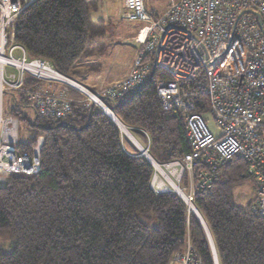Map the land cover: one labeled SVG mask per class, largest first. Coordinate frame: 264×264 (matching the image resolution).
Instances as JSON below:
<instances>
[{"label": "trees", "instance_id": "1", "mask_svg": "<svg viewBox=\"0 0 264 264\" xmlns=\"http://www.w3.org/2000/svg\"><path fill=\"white\" fill-rule=\"evenodd\" d=\"M96 6V0H36L17 20L16 41L71 77L106 33L102 25L92 27L89 10ZM167 78L155 69L138 89L104 99L123 124L147 133L159 161L190 151L182 110L166 109L156 92ZM206 88L204 72L188 85L187 97L202 115L209 107ZM64 89L74 102L63 118H31L23 111L25 92L6 93V111L31 133L19 148L30 150L39 135L44 144L39 172L14 174L0 187V264H173L188 239L203 264H215L206 226L219 264H264V214L251 209L257 182L246 160L222 166L214 190L197 193L205 226L176 192L153 190V165L134 145L125 146L112 117L78 90ZM248 180L254 193L243 207L234 190Z\"/></svg>", "mask_w": 264, "mask_h": 264}, {"label": "built area", "instance_id": "2", "mask_svg": "<svg viewBox=\"0 0 264 264\" xmlns=\"http://www.w3.org/2000/svg\"><path fill=\"white\" fill-rule=\"evenodd\" d=\"M35 1L0 0V187L14 174L39 172L44 144V136L39 135L30 150L19 148L20 122L6 111V93L25 92L35 114L63 118L74 102L64 86L89 99L82 88L93 92L58 71L48 59L30 56L16 41L17 20ZM123 2L121 19L143 23L135 37L138 50L125 78L93 93L101 101L122 98L159 69L168 78L158 81L157 95L166 109L182 110L190 140V151L181 159L153 161L157 170L153 190L176 192L188 211L195 213L197 193L212 192L219 169L243 158L257 182L251 209L264 214V0H168L157 17L148 11L146 0ZM200 72L206 75L207 113L213 116L218 133L187 97L188 85ZM27 79L45 85L27 87ZM141 132L150 145L147 133ZM206 233L214 253L207 226ZM173 264H203L190 239Z\"/></svg>", "mask_w": 264, "mask_h": 264}, {"label": "crops", "instance_id": "3", "mask_svg": "<svg viewBox=\"0 0 264 264\" xmlns=\"http://www.w3.org/2000/svg\"><path fill=\"white\" fill-rule=\"evenodd\" d=\"M123 9L124 2L123 0H119L118 10H115L113 15L110 14V16H108L107 12H105L109 25L112 24L111 18H115L116 24L113 22L115 27H110V31H108L107 28H105V24L102 25L106 33L99 36L98 40H95L91 48V55L85 58L83 63L73 71V75L76 77L87 78L88 76H92L91 80L96 82L94 85L96 91L125 78L138 50V44L134 39L141 26L139 27L138 24H136L137 22H129L121 19ZM147 9L148 11L155 12L148 6ZM113 28H115V32ZM129 40H131L132 43H130ZM123 48L127 49L126 53H123ZM121 56L124 58H119ZM113 66L116 68L115 73L110 72ZM143 135L146 137L144 133ZM128 141L130 146L133 145L130 140Z\"/></svg>", "mask_w": 264, "mask_h": 264}, {"label": "rangeland", "instance_id": "4", "mask_svg": "<svg viewBox=\"0 0 264 264\" xmlns=\"http://www.w3.org/2000/svg\"><path fill=\"white\" fill-rule=\"evenodd\" d=\"M96 2H97L96 8L92 7L89 10L90 19L93 22L92 27L93 28H97V27H99V25L101 26V25L105 24V28H107V30L110 31V27H112V26L115 27L114 23L116 24V21H115V18L112 17L111 18L112 24L109 25V23L107 21V16L105 15V12H107L108 16H110V14L113 15V13H115V10H118L119 0H96ZM146 3H147V6L150 9L154 10L157 13V15H160L164 11V9H165V7H166V5L168 3V0H146ZM136 24H138L139 27L143 26V23H141V22H137ZM139 30H140V28H139ZM139 30H138V32H139ZM113 31L115 32V28H113ZM98 39H99V37L97 39H94V40H98ZM129 42L132 43L131 40H129ZM126 50L127 49L123 48V53H126ZM119 58H124V57L121 56ZM110 72L111 73H115L116 72L115 66H113L111 68ZM71 77L73 79L79 81L83 85H85L87 88H89L93 92H96L95 87H94L96 82L91 80L92 76H88L87 78H82V77H76L75 75H73V76L71 75ZM79 92H81V91H79ZM82 94L85 96V100H87L88 102H92L93 103V101L91 99H89L88 96H86L84 93H82ZM95 95H97V94H95ZM10 99H11V95L10 94H6V98H5V104L6 105L10 104ZM23 111H24L25 114L29 115L31 118H34L35 112L30 108V106H24L23 107ZM204 118L207 121L208 127L214 133H218L216 122H215L213 116L210 113H206V114H204ZM130 130L133 133L134 139L129 138L128 136H126L123 133L124 134L123 142H124L125 146H128L129 148H131L130 143L128 141V140H130L131 143L138 150L140 148L141 149L148 148V151L150 153L149 142L146 139V137L143 135L141 130L140 129L136 130V129H131V128H130ZM30 135H31V133H30V131L28 129V126H26V124L23 121H20V138H21V140H28ZM139 152H140V150H139ZM151 156H152L151 159H148L146 156L145 157L151 162L152 165H153V161L158 162V163H162L164 161H168V160L159 161L152 154H151ZM171 160H175V159H171ZM153 168H154V173H153V176H154V174L157 171L156 168H155V164L153 165ZM151 183H152V179H151ZM253 189L254 188H253L252 182L250 180H248V181L244 182L243 184L237 186L235 188V190H234L235 201L237 202V204H239V205H241L243 207H247L249 205V203L251 202V200H252L253 193H254Z\"/></svg>", "mask_w": 264, "mask_h": 264}, {"label": "water", "instance_id": "5", "mask_svg": "<svg viewBox=\"0 0 264 264\" xmlns=\"http://www.w3.org/2000/svg\"><path fill=\"white\" fill-rule=\"evenodd\" d=\"M101 102V101H100ZM93 104L94 105H97L98 107H100L105 113H107L110 117H112L113 118V120H115L116 122H117V124L120 126V128H121V131L124 133V131H123V126H126L125 124H123V122H121V120H119V118L116 116V114L113 112V110L107 105V104H105V103H103V102H101V104H99V103H97V102H95V101H93ZM127 127V126H126ZM128 129H129V132L130 133H124L126 136H128L129 138H131V139H134V136H133V133L131 132V130H130V128L129 127H127ZM133 141V140H132ZM140 150V153H141V155H145L148 159H151L152 158V156H151V154L149 153V151H148V148H143V149H139ZM195 216H197L201 221H204V219H203V217H202V215L200 214V212H199V210L196 208V211H195ZM214 248H215V246H214ZM214 254H215V258H216V261H215V263L216 264H219V261H218V257H217V252H216V249H215V251H214Z\"/></svg>", "mask_w": 264, "mask_h": 264}, {"label": "bare ground", "instance_id": "6", "mask_svg": "<svg viewBox=\"0 0 264 264\" xmlns=\"http://www.w3.org/2000/svg\"><path fill=\"white\" fill-rule=\"evenodd\" d=\"M82 88V87H81ZM83 90H85V91H87L88 92V94H89V96L91 97V99L93 100V101H95V102H97V103H99V104H101V102H103V101H101L100 100V98H98V96L97 95H95L94 93H92L91 91H88V90H86V89H84V88H82ZM101 101V102H100ZM104 103V102H103ZM114 112V111H113ZM123 131H124V133H130L129 132V129L126 127V126H123ZM143 148V147H142Z\"/></svg>", "mask_w": 264, "mask_h": 264}, {"label": "clouds", "instance_id": "7", "mask_svg": "<svg viewBox=\"0 0 264 264\" xmlns=\"http://www.w3.org/2000/svg\"><path fill=\"white\" fill-rule=\"evenodd\" d=\"M105 102V101H104Z\"/></svg>", "mask_w": 264, "mask_h": 264}]
</instances>
